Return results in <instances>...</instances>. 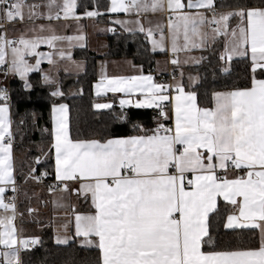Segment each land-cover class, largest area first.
Wrapping results in <instances>:
<instances>
[{"label": "snow or ice", "instance_id": "obj_1", "mask_svg": "<svg viewBox=\"0 0 264 264\" xmlns=\"http://www.w3.org/2000/svg\"><path fill=\"white\" fill-rule=\"evenodd\" d=\"M41 7L48 10V19H60L61 15L67 19L75 15L77 0H45L43 4L0 0V66H6L5 76L13 73L20 77L26 89L32 87L27 74L39 70L44 55L36 52L38 46L73 39L61 37L51 28L47 36L35 34V28L31 37L8 35L5 24L23 22L25 9L31 20ZM98 8L93 4L81 15L98 17L103 14ZM105 12L135 14L131 23L145 34L153 50L171 54L209 50L222 40L219 71L229 73L225 62L242 57L246 61L245 83L213 90L211 106H201L193 90L199 87L198 75H189L187 88L182 72L180 80L173 74L170 83H157L152 74L142 71L140 75L102 76L94 85L97 94H125L129 99L119 101L124 106L132 104L131 97L139 93L136 107L156 109L155 127L148 129L133 122L136 134L131 135L72 139L68 106L53 103L49 152L41 149L44 156L52 153L55 161L56 184L48 190L57 187L90 205L84 212L74 210L75 237L83 238L82 246L98 249L96 264H264V0H110ZM149 12L167 18V37L162 23L153 25L147 20ZM115 23L125 31H134L128 27L129 21ZM44 30L41 25L40 32ZM166 39L170 46L165 45ZM8 52L11 57L6 59ZM34 53L36 63L30 64L26 57ZM59 55L70 59L69 53L61 51ZM48 59L55 63L51 54ZM204 59L191 57L194 64ZM168 62L176 67L181 64L178 57ZM80 67L77 63L76 68ZM41 79L56 85L53 97L63 95L50 73L41 70ZM0 101V264H23L21 251L38 244L40 238L23 236L15 226L13 132L8 91L3 86ZM93 107L110 108L111 104ZM40 160V156L34 158L37 164ZM47 175L42 171L36 176L31 168L25 179L39 181ZM8 191L11 196L6 195ZM221 198L232 206L224 228L258 230V247L202 250L205 238L210 241V214L219 212ZM69 239L58 234L56 242L66 244Z\"/></svg>", "mask_w": 264, "mask_h": 264}, {"label": "trees", "instance_id": "obj_2", "mask_svg": "<svg viewBox=\"0 0 264 264\" xmlns=\"http://www.w3.org/2000/svg\"><path fill=\"white\" fill-rule=\"evenodd\" d=\"M41 1L45 0H26V3H41ZM235 2L236 0H228V3ZM93 4L99 6V11H105L109 2L108 0H77L76 12L82 13ZM96 21L106 23V16L100 15ZM106 44V51L99 55L92 53L86 46L73 48L71 57L84 61L85 67L78 74L58 71L55 82L59 85L62 96L53 97L51 95L56 85L44 83L39 71H32L28 74L27 80L32 85L30 89L24 87V81L20 78H12L7 86H4L9 90L8 103L10 104V118H12L14 170L21 191H29L36 187L47 189L42 184L28 183L32 179L26 180L25 176L31 168L35 169V175L47 171L49 175L45 177L54 178L52 153L44 156L41 152V149L43 152H49L51 144L50 111L53 103H65L68 106V127L72 139L136 134L132 131L133 122H139L148 129L155 127L153 120L157 114L155 108H123L112 105L107 109L95 110L93 105L96 97L93 95L92 84L98 78L100 60L121 57H129L134 64L140 67V70L154 74L156 79H160L161 75L155 73L154 66L156 59L164 56L163 52L150 51L144 36L137 32L115 31L106 36ZM221 49L222 40L214 49L200 50V54L206 57L200 64L186 66L200 78L199 87L193 90L197 91L198 103L201 106H211L210 93L213 90H226L233 84L243 86L245 83L246 61L242 57H235L230 62H225V66H230L229 73L219 71L221 62L218 60V53ZM121 116L127 119L121 120ZM37 156L41 157L38 164L34 162ZM34 204L35 201L25 193L24 195H21V192L18 194L17 208L21 216L20 228L23 231L28 230L30 234L36 233L40 238L38 244L21 251L23 264H96L99 255L96 247H84L76 241L60 245L53 241L48 218L29 219L26 211ZM218 206L219 212L210 214V241L207 238L202 249L218 251L258 247V235L255 230L251 228L226 230L224 228L230 206L222 200H218Z\"/></svg>", "mask_w": 264, "mask_h": 264}, {"label": "crops", "instance_id": "obj_3", "mask_svg": "<svg viewBox=\"0 0 264 264\" xmlns=\"http://www.w3.org/2000/svg\"><path fill=\"white\" fill-rule=\"evenodd\" d=\"M45 1H41L40 4H43ZM62 2V0H61ZM110 4V0H108ZM30 4V3H29ZM103 13L102 15L106 16V23H102L100 21H96L98 17L94 18H88L84 17L81 14L78 13L75 10V15L70 16L69 18L65 19L61 15L60 19H48V10L44 7H41L37 10V15L33 19L27 18V9H25V19L23 22H20L17 20L14 24H5V28L7 29L8 35L12 38H18L21 33H25L26 37H31L34 33L31 31L33 28L36 29L35 34L44 35L47 36L51 34L48 29L51 28L55 31V34L61 36V37H72L73 39L71 41L67 39H62L57 42H55V46H50L47 44H40L38 48L36 49L37 53L44 54L40 57V64L38 66L39 71L41 74V70L45 73H50L53 76H56L57 79V73L58 71H61L63 73L67 74H78L81 73L84 70L85 63L82 60L74 59L71 57L72 50L75 47H87L92 53L99 55L106 51L107 44H106V36L113 34L115 31H123V32H131V33H141L139 32L137 26L133 23L136 19L135 14H125L123 12L120 13H106L105 11H100ZM79 17V18H77ZM129 21L128 27L134 29V31H125L124 27H122L120 24L115 23V21ZM147 20H150L153 22V25L157 22L162 23L164 25V32L165 36L167 37V18H161L159 13H151L149 12L147 14ZM0 23H3L0 21ZM44 26V31L40 32V26ZM146 28L148 27L147 22H145L144 25ZM109 29H113V31H109ZM145 41L148 43V47L150 51L155 52H163L164 56L158 57L155 62L154 70L156 74H160L161 78L156 79L155 75H153V79L157 83H170L173 80V74H175V79L180 80V73L182 72L183 75V83L185 87L189 85V75L196 76L197 74L188 70L186 66H192L197 65L194 64L191 60V57L199 58L202 56L200 54V50H192V51H181L177 54H171L167 51H161L159 49L153 50L150 43L147 41L146 36L144 33H141ZM76 37H82V39L77 40ZM156 38H159L158 34ZM180 43H183L182 35ZM165 45L170 46V42L166 39ZM65 52L70 54V59L67 57H61L59 55V52ZM48 54H51V59L55 62L54 64L49 63ZM11 57V53H6V59ZM179 58L181 61V64L179 67L173 66L168 61L172 58ZM235 58V57H233ZM26 59L30 64L36 63V55L35 53L32 56H27ZM187 60L188 63L185 64L184 61ZM75 62V63H73ZM80 64L81 67L79 69L76 68V64ZM6 69V66H0V86H7L9 80L12 78H20L16 76L13 73H9L7 76L4 75V71ZM140 67L132 62V60L127 57H121V58H114V59H103L100 60L98 64V78L93 82V95L96 97V101L94 104H111L112 105H118L123 108H139L136 107V100L140 98L139 93L133 94L131 97L132 104L121 106L119 101L121 99H129L128 96L122 93H112L111 91L101 92L97 94V91L94 89V85L99 83L102 76H131V75H140L141 74ZM32 72V71H31ZM29 72V73H31ZM143 72V71H142ZM28 73V74H29ZM27 74V77H28ZM143 74H151L143 72ZM166 75V76H163ZM21 79V78H20ZM55 79V81H56ZM186 82V83H185ZM170 95L174 93H169ZM3 102V101H0ZM8 102V101H7ZM9 104V103H8ZM65 104V103H60ZM147 108V107H145ZM154 108V107H153ZM95 110H102V109H96ZM144 109V108H142ZM9 119L12 124V118H10V104H9ZM51 116V111H50ZM68 116V112H67ZM171 123V121H170ZM51 129H52V119H51ZM12 155H13V164L15 169V159L13 154V147H12ZM53 158V154H52ZM54 158H53V172H54ZM16 177V173H15ZM55 178V176H54ZM17 181V178H16ZM75 185L70 184V187H74ZM24 195V193L31 197L32 200L35 201V204L29 208L33 209L31 213L28 212V209L26 211V216L29 219H33L35 217H38L39 219L42 218H48L50 223V228H52V238L53 241L56 242L57 235H67L70 237L69 242L76 241L79 245H81L80 241L83 238H77L75 237V222H74V210L84 212L87 211L90 207L89 203L86 202L82 197H77L73 194L67 193V192H61L59 190H54L52 192H49L47 189H44L42 187H36L29 191H21L20 188L17 190V204H16V210L17 215L15 219V226L23 236H31L30 233H28V230L24 231L20 228L19 220L20 215L18 212V194ZM219 200H222L219 199ZM223 201V200H222ZM224 202V201H223ZM62 205V206H61ZM228 205V204H227ZM230 206V211L232 210V206ZM226 219V218H225ZM247 229V228H246ZM258 235V242H259V231L255 230ZM207 238H205L206 240ZM208 241V240H207ZM57 243V242H56ZM67 244V243H66ZM66 244H60V245H66ZM203 246V243L201 245V248ZM259 246V243H258ZM84 247L94 248L95 246H88L84 245ZM203 251H212V250H204Z\"/></svg>", "mask_w": 264, "mask_h": 264}, {"label": "built area", "instance_id": "obj_4", "mask_svg": "<svg viewBox=\"0 0 264 264\" xmlns=\"http://www.w3.org/2000/svg\"><path fill=\"white\" fill-rule=\"evenodd\" d=\"M16 38V37H15ZM8 91V93H9V90H7ZM9 98V97H8ZM166 123H170L169 121H167ZM36 176H40V175H36ZM28 183H30V184H42V185H44V186H46L47 187V189L49 188V185H53V186H55V184H56V181H55V178H46V177H42L39 181H36V180H32V181H30V182H28ZM19 185H20V183H18L17 181H16V187H17V190H18V188H19ZM54 190H59V188H57V187H54L53 188V191ZM7 196H11L12 195V192L11 191H8L7 192V194H6ZM16 198H17V192H16ZM15 203L17 204V201L15 200ZM32 245H30L29 246V248L31 247Z\"/></svg>", "mask_w": 264, "mask_h": 264}, {"label": "rangeland", "instance_id": "obj_5", "mask_svg": "<svg viewBox=\"0 0 264 264\" xmlns=\"http://www.w3.org/2000/svg\"><path fill=\"white\" fill-rule=\"evenodd\" d=\"M8 59V58H7ZM52 75V74H51ZM53 76V75H52ZM53 78H54V80L56 79V76L54 75L53 76ZM31 236H37L38 237V235L35 233V234H30Z\"/></svg>", "mask_w": 264, "mask_h": 264}]
</instances>
